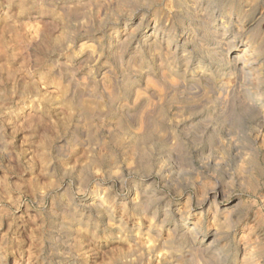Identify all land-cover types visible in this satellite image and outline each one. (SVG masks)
<instances>
[{
  "label": "rangeland",
  "instance_id": "obj_1",
  "mask_svg": "<svg viewBox=\"0 0 264 264\" xmlns=\"http://www.w3.org/2000/svg\"><path fill=\"white\" fill-rule=\"evenodd\" d=\"M194 3L0 0V264H264V0Z\"/></svg>",
  "mask_w": 264,
  "mask_h": 264
},
{
  "label": "bare ground",
  "instance_id": "obj_2",
  "mask_svg": "<svg viewBox=\"0 0 264 264\" xmlns=\"http://www.w3.org/2000/svg\"><path fill=\"white\" fill-rule=\"evenodd\" d=\"M190 1H192V2H198V0H190ZM187 3V1L184 3V4H186ZM191 3V2H190ZM194 3V4H195ZM189 4V3H188ZM192 5V4H191ZM258 5V4H257ZM192 7V6H191ZM198 7V6H197ZM195 9V8H194ZM226 9V8H225ZM262 10V9H261ZM210 11V10H209ZM193 12V11H192ZM216 12V11H215ZM207 13V12H206ZM214 13V12H213ZM218 13V12H217ZM212 14V13H211ZM219 14V13H218ZM221 14V13H220ZM225 14V13H224ZM223 14V15H224ZM194 15V14H193ZM214 15V14H213ZM232 15L233 16H235L236 17V20H234L233 21V17H232ZM221 16V15H220ZM222 18H223V20L224 21H222L221 23L220 22H218V20H217V18H218V16H213L212 17V19H210V20H208V22H207V25H206V29L205 30H203V33H205V34H211L212 36H216V39H217V37H220V39H223L224 41V45L226 46V55H225V57H226V63H228V62H232L233 63V66H235L239 61H242L243 60V64L244 65H246V62L248 61L247 59L245 60L244 58H242V56L247 52V50H248V53L250 52L251 53V50L252 51H254L255 49H253V48H251V47H249V48H251L250 50L249 49H246V48H243V54L242 55H239V54H234L233 56H232V54L231 55H229V50L230 49H232V48H237L239 45H241V44H243V42L240 40V41H236V36H238L239 34H234V36H233V34L231 33V29H232V26L234 25V23L235 22H239L240 23V25L241 24H243V22L242 21H240V15L238 14V13H236V11L234 10V8H232L231 7V9L229 10V12H227L226 14H225V16L223 17V16H221ZM264 17V16H263ZM257 18V17H256ZM253 19V18H252ZM219 21H221V20H219ZM252 21V20H251ZM263 21V20H262ZM196 23V22H195ZM238 23V24H239ZM186 24V23H185ZM190 24V23H189ZM157 25V24H156ZM155 24H154V26L152 27V32H151V35H156V33H159V31H158V28H157V26H156ZM246 26H248V25H246ZM242 27H243V25H242ZM251 27V26H250ZM245 28H247V27H245ZM159 30H161V29H159ZM219 30H220V32H219ZM233 30V29H232ZM253 30V29H252ZM258 30V29H257ZM254 31V30H253ZM189 32V31H188ZM242 32V31H241ZM245 33V32H244ZM262 33V32H261ZM247 34V33H246ZM232 35V36H231ZM241 35V34H240ZM260 35V34H259ZM231 36V37H230ZM242 36V35H241ZM241 36H239V37H241ZM181 37V36H180ZM243 38V37H242ZM250 38H252V37H250ZM152 39V38H151ZM168 40H167V45H169L170 43H171V35H169L168 36V38H167ZM206 38H204L203 39V42H204V40H205ZM219 39V38H218ZM246 40V39H245ZM248 43V42H247ZM173 44V43H172ZM260 44V43H259ZM177 45V44H176ZM207 45V44H206ZM250 45V44H249ZM181 46V45H180ZM210 46V45H209ZM177 47V46H176ZM181 49V48H180ZM214 49V48H213ZM183 50V49H182ZM232 51V50H231ZM230 51V52H231ZM246 57V56H245ZM229 59V60H228ZM255 64V63H254ZM248 66H249V64H247ZM257 65V64H256ZM247 66V67H248ZM245 70V69H244ZM233 73V72H232ZM251 73V72H250ZM250 74H249V72L247 71V72H245L244 73V71H243V68L239 71V77L241 78V79H245V78H247L248 76H249ZM253 75V74H252ZM258 77V76H257ZM259 81V80H258ZM260 88V87H259ZM256 89V88H255ZM225 95H226V93H225ZM232 101V100H231ZM245 101V100H244ZM247 102H248V100H246ZM225 103V102H224ZM228 103H229V101H228ZM229 106V105H228ZM223 107H224V105H223ZM263 123V122H262Z\"/></svg>",
  "mask_w": 264,
  "mask_h": 264
}]
</instances>
